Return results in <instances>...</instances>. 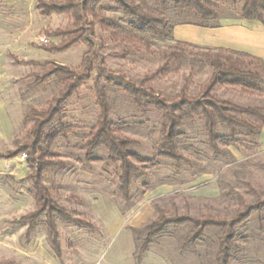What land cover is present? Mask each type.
<instances>
[{"label": "rangeland", "instance_id": "rangeland-1", "mask_svg": "<svg viewBox=\"0 0 264 264\" xmlns=\"http://www.w3.org/2000/svg\"><path fill=\"white\" fill-rule=\"evenodd\" d=\"M145 1L150 6L156 3V0ZM213 1L221 9L227 7L228 0ZM35 5L36 0H0V153L28 141L30 123L24 118L29 110L46 108L60 90L55 79L35 85L33 75L46 67L29 62L53 61L78 67L86 52L83 44L61 53L42 51L40 46L50 41L57 43L46 36V31L64 28L70 20L62 15L41 16ZM102 12L121 26L115 29L116 38L97 28V37L105 43L101 53L106 68L129 81L138 83L163 66L177 42L187 45L180 63L149 83L152 90L167 99L177 96L184 86L187 95L194 97L208 81L210 69L199 56L200 52L217 48L232 50L227 44L235 41L231 30H263L259 24L231 18H223L213 29L178 25L170 10L167 16L173 32L170 38L162 40L131 31L112 5ZM223 15L228 16L226 12ZM120 53L127 56H111ZM107 91L112 106L111 123L122 135L139 143L135 153L151 158L159 136V115L153 111L144 115L122 92L111 87ZM212 95L243 107H264V88L254 95L243 94L238 88H219ZM64 114V123L77 130L67 142H60L56 147V160L63 167L48 172L44 183L68 215L92 224L96 231L57 222L61 260L50 247L43 219L26 241L27 225L20 219L33 212L35 206L25 179L28 171L25 157L0 161V264H137L131 229L141 228L153 220L156 207L169 215L230 218L238 205L227 194L229 190L239 194L246 203L264 200V169L259 167L264 165V148L229 147L227 150L234 154L233 159L213 155L205 143L201 122L195 121L185 129L182 153L188 162L179 169L166 162L144 168L145 176L135 179L133 203L126 208L117 195L112 168L104 166L102 161L88 164L82 160L79 144L94 125L97 114L91 81L66 102ZM105 152L97 150L96 158L103 159ZM260 217L261 222L257 215L252 216L238 230L237 249L231 264H264V211ZM185 235V228L166 229L141 256L139 264H215V233L208 230L202 243L183 249Z\"/></svg>", "mask_w": 264, "mask_h": 264}, {"label": "trees", "instance_id": "trees-1", "mask_svg": "<svg viewBox=\"0 0 264 264\" xmlns=\"http://www.w3.org/2000/svg\"><path fill=\"white\" fill-rule=\"evenodd\" d=\"M108 5L117 12L131 31L149 34L165 40L171 37L173 26L167 13L178 25L197 28H217L223 18L257 22L264 26V0H228L226 8H220L213 0H161L154 6L145 0H36L35 9L41 16H66L70 24L54 31H46L48 42L40 46L46 53H61L76 44L86 46L78 67L62 65L53 61L42 64L29 62L38 67H46L40 74L33 75L34 84L40 85L49 79H55L60 90L43 109L31 108L24 118L30 123L28 141L15 144L14 149L0 153V161L25 157L27 174L25 179L30 185L35 210L20 219L27 225L25 239L36 230L40 219L47 233L50 247L58 260L62 259L57 222L75 225L94 232L90 223L79 221L67 214L53 199L44 181L47 173L62 168L56 160L55 149L60 142H67L76 132V128L64 123V106L87 82L92 83V93L97 107L96 120L91 129L83 136L79 149L86 163L102 161L112 168L117 181V195L126 208L132 203V189L135 179L145 176L146 167H155L166 162L176 169L187 163L182 153L186 138V126L200 121L205 143L213 155H226L233 159L227 150L231 147L239 150L241 146L259 147V137L264 126V107H243L219 100L212 94L219 88H238L246 95L260 94L264 88V61L246 53L227 49H214L200 52L210 69L208 81L199 93L191 97L184 86L179 94L167 99L149 87L155 78L171 69L183 58L182 42L175 44L166 56V62L156 71L143 77L138 83L115 75L106 68L102 50L103 40L97 37V28L116 38L115 29L121 26L104 16L102 10ZM226 12L228 16H224ZM112 57H126V53L111 54ZM22 62V61H21ZM104 83V84H102ZM108 87L122 92L134 108L142 114L150 111L160 117L159 136L153 148V155L147 159L134 152L139 143L122 135L111 123L112 106L109 101ZM222 146L223 148H220ZM104 149L105 157L96 158V151ZM264 169V165H259ZM237 202V210L230 218L211 215L193 217L189 215H169L155 208V218L141 228H132V238L136 250V261L148 251L155 239L168 228H185L186 235L181 247L186 249L202 243L208 230L215 233V264H231L237 249L238 230L264 211V200L246 203L239 195L229 190L227 193Z\"/></svg>", "mask_w": 264, "mask_h": 264}, {"label": "crops", "instance_id": "crops-1", "mask_svg": "<svg viewBox=\"0 0 264 264\" xmlns=\"http://www.w3.org/2000/svg\"><path fill=\"white\" fill-rule=\"evenodd\" d=\"M241 21L243 23L259 24L257 22H247L243 20ZM259 25L263 29L260 32H251L250 30L247 29L231 30L230 35L235 37V41L227 42V44L230 45V48L232 49L231 51L235 50V52L246 53L264 61V26H262L261 24ZM217 49H224V48H217ZM263 130H264V126L262 128V131ZM261 134L258 143L260 148H264V142H262L261 140ZM230 153L232 154V152ZM233 155L234 154H232V156Z\"/></svg>", "mask_w": 264, "mask_h": 264}]
</instances>
